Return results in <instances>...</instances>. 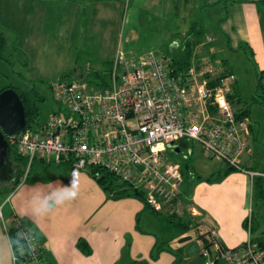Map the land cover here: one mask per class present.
<instances>
[{
	"label": "crops",
	"instance_id": "1",
	"mask_svg": "<svg viewBox=\"0 0 264 264\" xmlns=\"http://www.w3.org/2000/svg\"><path fill=\"white\" fill-rule=\"evenodd\" d=\"M8 1L11 6L2 12V20L4 24L9 23L16 28L13 40L18 42L22 49H32L35 41L42 40L41 37L45 40V35L55 33L51 28L57 27V35L62 37L68 28L73 36L77 31L81 36L82 31L79 28L88 27V34H96L97 58H102L110 65L119 50L131 53L129 45L137 42L138 36L133 31L126 30L122 35L119 34L107 50L104 45L106 30L99 31L97 28H109L114 24L120 26L119 23H126L128 15H134L133 12L141 7L159 8L165 12L177 9V0H164L163 5V0H126L123 6L122 0ZM183 1L184 4L190 2ZM209 3L211 4L207 7L219 5L224 13L218 32L215 35L210 33L207 37L211 40L216 38L219 44L217 48L222 54L224 51L231 54L240 53L245 56L243 59L246 61L249 57L253 75L256 72H264V2L209 0ZM35 26H40L41 29L33 37ZM185 33L182 38L173 41V46L174 43L179 45L177 40L185 38ZM202 40L194 51L195 56V53L199 52L198 48L205 46ZM84 45L89 46L87 42ZM213 49H206L211 50V60L224 62L227 68L229 65L225 59L212 57ZM193 59H197V56ZM253 80L252 94L256 85L255 79ZM251 110L250 119L254 123L253 126L261 125L263 128L258 129L256 133L264 140V101L259 106L254 104ZM44 124L35 129L42 128ZM252 139L253 134L249 132L247 150L241 157L244 171L232 170L217 182H209V177L201 176L202 180L192 182L190 195L181 196L187 200L182 202L185 206L184 214L191 216L198 231L213 232L226 248H235L245 243L248 233L251 236L252 219L257 217L258 220V211H255L257 206L254 204L256 196L252 187L253 175L256 172L245 167H255V171L262 172L264 176V143L253 144ZM224 168L225 165L213 176H221ZM24 170L26 175L24 174L19 184L9 192L0 207V257L5 259L3 264H8L10 256L12 261L10 243L5 236V223L18 219L27 222L35 240L42 244L45 251L43 257L47 264H176L174 252L178 248H165L156 259H151L156 240L161 238L145 229L142 222L147 223L146 218L152 221L160 220L154 219L150 209H145L139 200L111 198L88 172L74 170L68 163L54 164L37 159L30 167H27L26 163ZM5 184L11 185L12 182ZM249 213L250 230L247 229L246 223ZM263 225L264 222L260 221L257 235L264 230ZM169 236L170 232L161 240L169 239ZM81 240L86 247H78ZM172 243L174 241L169 245ZM199 262L201 260L187 264Z\"/></svg>",
	"mask_w": 264,
	"mask_h": 264
},
{
	"label": "built area",
	"instance_id": "2",
	"mask_svg": "<svg viewBox=\"0 0 264 264\" xmlns=\"http://www.w3.org/2000/svg\"><path fill=\"white\" fill-rule=\"evenodd\" d=\"M169 62L151 51L137 55L119 50L102 90L84 81L52 83L57 109L42 128L25 127L8 135V144L26 158L27 167L40 159L68 163L89 175L91 170H104L141 191L156 212L179 199L181 166L168 162L165 154L178 150L180 141L196 143L204 157L244 171L241 157L247 150L250 122L236 118L228 100L235 74L219 60H195L186 71L173 74ZM210 82L216 85L208 87ZM259 83L264 96V72ZM92 178L97 181L99 175ZM250 222L251 213L248 230ZM201 234L206 244L198 241L199 254L206 264H264V252L250 233L235 248L223 246L213 232ZM25 242L30 255L13 251L12 263L47 264L40 246Z\"/></svg>",
	"mask_w": 264,
	"mask_h": 264
},
{
	"label": "rangeland",
	"instance_id": "3",
	"mask_svg": "<svg viewBox=\"0 0 264 264\" xmlns=\"http://www.w3.org/2000/svg\"><path fill=\"white\" fill-rule=\"evenodd\" d=\"M125 1L122 0V6L125 5ZM163 4L164 0L161 5ZM209 4H211L209 0H190L186 4H184L183 0H177V5L175 6L177 9L173 8L172 11L168 12L163 11V9L159 10V8L141 7L140 10L133 12L134 15H128L126 23H119L120 26L114 24V26L109 28L97 29L99 31L106 30L104 45L107 50L117 40L119 34L122 35L124 31L131 30L138 36V41L129 45L128 49L131 53L142 54L151 51L157 56H163L169 53L173 41L176 38H182V34L187 30L189 31L191 25L200 28L201 39H203L205 46L208 44L209 47L206 48L204 45L199 47V52L195 53L197 59L199 61L211 60V50L207 51L206 49L214 48L213 56L225 59L224 61L229 65L227 68L232 69L235 74L237 88L241 92L242 98H250L254 81L250 61L243 59L244 55L240 53L231 54L228 51H224V54L220 53L217 48L219 44L216 38L214 37L211 40L207 37L210 33L215 35L218 32L220 19L223 18L224 13V10L219 5L207 7ZM140 5L142 6V4ZM10 6L8 0H0V39L3 40H0V89L10 87L19 93L26 94L32 106L37 109L36 123L44 124L48 120L49 114L56 109L52 101V83L58 80L72 81L75 76L79 75L82 76L84 82L91 81L95 72L105 73L108 77L107 71L110 68V64L102 60V58H97L96 47L98 46V41L95 39L96 34H88L90 29L88 27L79 28L82 31L81 36L78 31L73 36L72 31L68 28V30L64 31L62 37L57 35L56 31L58 28L54 27L51 29L55 33L45 35V40L41 37L42 40L35 41L32 49H22L18 42L13 40V37L16 36V28L10 26L9 23V26L4 24L2 20V12L10 9ZM131 6L132 3L130 4ZM40 29V26L33 27V37L35 33L38 34L40 32ZM188 31L186 32L187 34ZM181 40H177L179 46ZM86 42L89 46L84 45ZM262 142L264 143V140ZM188 146L191 154L187 158L183 155L186 153V149H182L180 154L168 150L165 154L166 160L168 162H177L180 166L187 164L196 175L202 177H213L218 170L224 167V164L204 157L198 144L192 143ZM32 173L33 170L29 175L30 178ZM11 186L12 184L7 185L0 182V207L3 206L2 204L8 197L9 192L13 191ZM182 202H184V196L173 204L165 205L162 212L164 214L175 213L184 216L185 206ZM254 204L257 206L255 211H258V219L262 223L264 222V203L262 199L258 202L254 198ZM143 217L145 218L144 215ZM153 218L157 219L156 217ZM146 221L147 223L142 222V226L145 229L155 233L161 239H165L168 236L171 229L161 224L160 221H152L148 218H146ZM191 235L194 239V234ZM5 242L7 244L6 238ZM182 246L184 244H178L176 241L166 245V247L172 249ZM5 248H7L6 245ZM4 260L0 257V264H3ZM198 260L201 259L195 256L176 264H187ZM8 264H13L11 256Z\"/></svg>",
	"mask_w": 264,
	"mask_h": 264
},
{
	"label": "trees",
	"instance_id": "4",
	"mask_svg": "<svg viewBox=\"0 0 264 264\" xmlns=\"http://www.w3.org/2000/svg\"><path fill=\"white\" fill-rule=\"evenodd\" d=\"M264 2V0H262ZM188 2V1H187ZM201 30L200 28H197L195 26H190L188 34L185 38L181 40L180 46L176 43H174V46L172 45V49L170 50L167 55H163V58H168L170 60L169 62V68L173 74L175 73H180L186 71L190 64H192V61L198 60V59H193L196 56L194 55V51L196 47L201 43ZM3 41L2 39H0ZM215 57V56H212ZM248 60L251 63V59L248 58ZM222 63V62H221ZM224 65V62H223ZM226 65V64H225ZM224 67L226 68V66ZM230 73H233L232 69L230 70L229 68H226ZM263 72H256L255 73V91L254 94L250 95V98L243 99L241 92L237 88V84H235L232 87V93L228 96V100L233 108L234 111V116L236 118H248L249 119V132L253 134V139L252 142L257 143V142H262V140L259 138V134L256 133L258 129H263L261 128V125H257V127L253 126V121L250 119L252 116V110L251 107L256 104V106H259L262 104L264 101V96L262 94V91L260 89V78L262 77ZM72 81H82V76H75V78ZM88 84L90 88H95L97 90H102L108 86L107 84V76L106 74H101L99 72L94 73V78L91 81L85 82ZM216 85V82H210L209 86H214ZM10 87H4L0 89V92L3 91L4 89H7ZM17 92V91H16ZM19 97L23 103L24 109H25V115H26V127L27 128H38L40 127V124L36 123V114H37V109L35 106H32L31 102L29 101V98L26 94L24 93H19ZM55 105V104H54ZM189 144H192L190 142L186 141H180L178 143V154L181 153L182 149H186V153L190 148H188ZM10 146V145H9ZM175 152V151H173ZM184 153L185 157L187 154ZM188 157V156H187ZM10 160L12 162V168L14 171L13 175V181L12 185L13 190L20 182V179L24 176L25 174V165L27 163L26 158H23L19 156L16 152V149L12 146H10ZM243 167V165H242ZM247 170L256 172V175H253V182H252V187L254 190V194L256 196V199L263 201L264 203V176L262 172L255 171V167H245ZM232 168H229L225 165V168L223 169V172L221 176L219 177H209L207 180L209 182H217L220 181L226 174H228L230 171H232ZM90 176L95 177L96 174L99 175V179L96 181L100 188L105 191L111 198L113 199H120V198H134L139 200L141 203H143L145 209H150V213L158 218L162 224H164L166 227L170 228V238L166 240H161L157 238L155 246L151 252V259H156L157 255L163 251L165 248L169 249L170 247H166V245L173 241H178V239L185 237V236H191V234H194L192 237V240L195 241H201L204 244H206L203 241V235L198 231L196 224L193 223V219L189 215H184L180 216L175 213H170V214H164L162 211L161 212H156L153 209H151L145 201L144 194L141 191H138L134 188H132L131 185L119 181L115 176L112 174L100 170V169H94L91 170ZM181 172L183 175V184L181 187V193L179 195V200L182 196H189L190 195V190L192 186V182L194 180H202L203 178L199 175H196L193 170L190 169L189 165H182L181 166ZM262 173V174H260ZM28 175V174H27ZM185 198V197H184ZM184 202H187L186 199H184ZM27 222L25 220H13L12 222L5 223V229H6V234H8L7 239L11 240V253L14 251V253L17 256H26L28 257L31 253L30 247L28 244H26L25 241H29L30 243H35L38 246H40L41 249V255L44 256V248L42 244L37 242L35 240L34 233L29 229V227L26 224ZM259 219L255 217L252 219V228H251V239L253 242L257 243L259 248L264 252V230L260 232L259 235H257L256 232H258L259 229ZM140 230V228H139ZM193 231V232H192ZM21 236H24L25 239L22 241ZM28 239V240H27ZM187 244H184V246L178 248L174 252L175 256V263L181 262L182 260L185 259V247ZM78 247L84 248L86 247L85 243L81 240L78 242ZM169 251V250H168ZM88 252V251H87ZM16 264H21V261Z\"/></svg>",
	"mask_w": 264,
	"mask_h": 264
},
{
	"label": "water",
	"instance_id": "5",
	"mask_svg": "<svg viewBox=\"0 0 264 264\" xmlns=\"http://www.w3.org/2000/svg\"><path fill=\"white\" fill-rule=\"evenodd\" d=\"M26 127V115L19 94L11 88L0 92V182L10 183L13 181L14 171L10 160V146L7 136L18 133ZM178 153V150H174ZM178 244H187L185 247V259L195 256L201 259L197 264H206L199 254L198 241L192 240L191 236H185L177 241Z\"/></svg>",
	"mask_w": 264,
	"mask_h": 264
}]
</instances>
